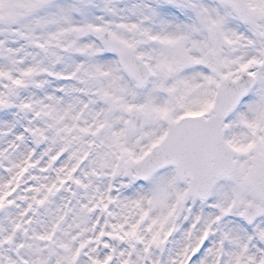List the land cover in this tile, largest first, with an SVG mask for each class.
<instances>
[{
  "label": "snow or ice",
  "instance_id": "snow-or-ice-1",
  "mask_svg": "<svg viewBox=\"0 0 264 264\" xmlns=\"http://www.w3.org/2000/svg\"><path fill=\"white\" fill-rule=\"evenodd\" d=\"M0 264H264V0H0Z\"/></svg>",
  "mask_w": 264,
  "mask_h": 264
}]
</instances>
